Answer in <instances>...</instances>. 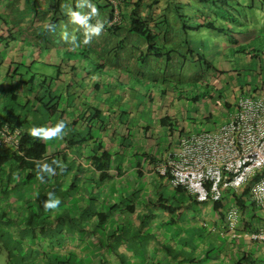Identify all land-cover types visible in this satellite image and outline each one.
Returning <instances> with one entry per match:
<instances>
[{
	"label": "trees",
	"instance_id": "trees-1",
	"mask_svg": "<svg viewBox=\"0 0 264 264\" xmlns=\"http://www.w3.org/2000/svg\"><path fill=\"white\" fill-rule=\"evenodd\" d=\"M102 1L112 8L111 3L106 0ZM133 1L135 0H123L120 9L122 15V10L125 5L130 6L135 3V8L129 14L128 18L130 20V31L145 38L148 45L147 53L139 57L138 65L142 64L143 66L151 56L161 55L165 61L162 68L164 70L163 81L165 83L171 82L168 78L178 76L176 70L170 73L167 71V68L171 64L175 67L176 59L179 56L183 60L189 61L190 59L193 63L198 60L201 68L203 66L207 67L208 70L206 72L214 71L219 75L225 72V70L217 69L211 61V58L206 56V53L198 55L197 60L195 59V51L192 44L185 36L188 37V32L201 31L203 29L210 31L211 35L208 36H215V38L219 35L226 36L232 39L234 43L233 46L227 47L222 46L221 43L214 39L216 45L214 44V51L212 53L216 52L215 55L218 54L215 58H219L218 56L220 55L223 58L222 63H233L235 66L238 65L235 61L236 57L241 58L240 60H257L261 66L251 72L259 77V79H264V65L262 64L264 57V30H257L249 25L246 26L247 24L242 21L241 17L235 15L224 1L181 0L179 3H176V0H166L162 8L163 13L160 14L159 18L154 14L155 9L160 5V0H148L146 3L143 0ZM143 6L149 11L147 21L142 19L138 13ZM213 9L224 12L228 17V21H226V18L224 23H220L218 17H213ZM152 24H155L154 27H151ZM175 24L180 25L179 29H175ZM19 27L21 28L20 24L14 18L0 13V47L4 46L6 51L16 49L15 52H21L23 55L31 54V49H33L37 51L35 52L36 56L39 58L43 57L39 53H42L43 48L46 47L41 48L42 43L38 38H30L27 40L25 37L27 34H25L24 30L25 41H21L23 45L21 43L18 45L16 34L20 33L21 29ZM121 28L122 25L120 24L114 25L108 31L113 34ZM170 29L178 37L183 34L185 36L182 38L179 37L176 40L175 35L169 33ZM44 31V34L47 33L43 37L46 42L45 46L52 47L53 40L49 39L51 32L48 30ZM44 31L41 33L43 34ZM173 40L181 42L183 46H186V53L182 54V52L176 50V46L172 42ZM70 50H66L63 54L68 55V58L72 60L74 54L72 52L74 51ZM79 52L82 57L84 55L83 59L85 63H89L90 69L92 67L97 69L93 73H99L102 78H115V83H111L114 88H124L125 90L126 87L132 86L129 80L121 77L117 78L115 75H111L110 72L117 71L119 74L126 73L127 79V75L130 73L129 71L122 72L110 68L109 64H104L106 62L98 60L92 52L90 53L89 48L85 46L79 48ZM229 53H232L233 57L229 58ZM13 57L14 60H12L8 72L6 73L5 71L6 74L4 75L7 82L9 80L11 84L16 82L14 85L10 84L11 86L22 87L25 94L22 98H19L21 96L13 89L9 92L7 90L8 87H3L2 82L0 83V126L7 124L12 128L18 127L22 130V134L19 145L0 147V179L1 183L4 180L7 181L5 185H0V188L3 190V194H9V189H11V192L16 193L17 186L12 185L11 182L13 178L14 180L18 178L26 189L27 186H31L30 188L33 187L34 190L32 188V191L34 192L29 193L27 196L17 194L15 197L16 201H13L14 211L16 213L10 214L6 212L0 215V250L7 252L5 264H88V261L93 262L97 259H99V264H136L137 262L140 264H144V262L147 264H160L161 251H163L168 262L176 264H196L197 259L190 256V253L177 249L180 246L169 245L166 242L167 235H163L161 232L163 230L161 226H179L185 216V211L193 204H203L195 194H192L184 188H174L177 194L185 195L188 198L187 203L182 202L175 205L173 201L164 198L159 192L151 193L152 191H146V188L145 190L143 188V193V190L137 186L136 182H145V186L147 184L148 186L151 183L153 184V182H148L145 178L146 171L144 168H137L138 171H135V176H130L129 181L134 186L131 190L132 192L125 191L121 188V185L116 187L114 184L116 188L114 190L116 191L114 192V196L110 198L111 195L105 193L107 187L104 189L103 195L107 200L102 204L103 210L91 211L90 207L93 203L99 205L97 199L92 195L85 200L78 192L81 183L85 185V182L90 180V178L94 179L92 175H87V177L83 178L84 172H82L83 168L80 165L76 169L72 167L75 164V160L81 164L79 156L85 157L87 152L85 153L83 150H85V147H88L87 145L90 142L96 146L95 148H87V151L89 149V153L86 155V159L88 160L86 164H89L88 169L99 175L97 184L94 185L96 181H92L93 188L101 185L100 187L103 189L107 181H113L111 175L113 156L110 152V144L114 141V134L112 133L111 136L105 135L103 138L101 136L106 133L109 127L115 128L117 125L129 130L127 123L123 119L126 112H121L120 114V111L115 110L113 107L115 101L107 105L106 110L103 111L88 102V95L81 93L85 91V88L80 87V84L74 90L71 84H63L60 78L54 79L50 74L39 73V70H36L38 73L34 72L33 66L38 61L25 64L22 62L26 59L25 57H22V59L18 56ZM92 58L98 61V65H94L96 62ZM56 60L59 62L56 66L60 70L64 58L57 57ZM43 65L46 67L51 66L47 61ZM69 66L73 73L77 71L75 65L71 66L70 64ZM93 68L92 70H94ZM20 69H23L24 73H20ZM245 69L244 65H242L241 69L237 67L233 72L239 74ZM88 72L86 69L82 70L84 74L83 84L91 87L93 76H90ZM58 75H60V71ZM87 78L90 81L84 82ZM198 78L200 77L198 76ZM49 80L50 83L48 84ZM191 85L195 88L198 87L199 90L205 89L210 94L209 99L214 98L211 92L215 94L216 87L210 86L209 82L206 83L205 87L200 88L197 83ZM146 86L150 87L149 84H146ZM98 88L99 84L96 85V89ZM176 88V84H173L168 90L167 88L160 89V95L172 96L175 94ZM76 92H80L79 95H75ZM261 92H264V82L263 88L257 87L252 92L249 89L241 88L240 92L236 93L234 97L237 95L252 96ZM71 94L76 97L73 99L74 101L70 100ZM65 96L66 103H63ZM21 99L22 104L19 103ZM223 105L226 109H230L231 107V103L227 100L223 101ZM134 113L138 115L134 111H129L127 114L132 115ZM162 116L163 114L158 116L155 119V123L158 122L163 127L162 130L168 128L171 132H175L174 128L178 120L171 116ZM104 119L108 120L104 121ZM61 120H68L65 121L67 122L65 129L67 135L63 139H53L45 142L39 138L31 137L29 134L30 129L34 127H54ZM96 132L98 133L97 138L94 137ZM183 134L184 130L179 133L180 138ZM124 139L125 137L120 138L118 141L122 143ZM54 143L58 145L54 151L55 153L51 154L49 145H53ZM116 143L114 142L113 146ZM164 155L147 156L145 165L152 167L149 168V172L155 176V180L159 179L160 181L166 182L163 177L154 173L155 165L162 161ZM53 160L62 161L66 166L65 169L62 170L55 164H52ZM44 163L55 168L56 175L49 177L48 174H44L47 182L41 183L36 178L37 166L38 164L42 165ZM138 165H141V163L135 162V166L138 167ZM68 175L70 177L68 180H65ZM123 175L120 170H117L119 180H122ZM119 183L121 184V182ZM84 188L85 186H83ZM112 188L111 182V186L108 189ZM119 191H121V196L118 194ZM49 192H53L55 198H58L61 203L56 210L45 212L43 204L48 199L47 194ZM230 196L242 208L243 214H245L244 217H252V219L258 217L260 220L263 219V215L258 214L255 206L249 201L248 188L241 193H234ZM230 196H226L223 201L214 203L212 206L213 212L218 215L219 226L224 230H226L224 228L226 223L225 211L227 209V201H229L228 197ZM108 201L110 202L108 203ZM104 205H107V207ZM77 206L81 208H75ZM58 209H60V212ZM143 209H147V212L143 211ZM161 211L164 213H160ZM134 214H139L140 216L138 224L135 223L133 218L125 219L126 215L133 216ZM116 216H122L121 220L123 221L119 222V220H114ZM157 216L159 223L155 220ZM200 223H202L201 231L206 230V223L202 221ZM113 225H116V227L112 228ZM197 225L191 226L190 228L192 229H189V231L197 230ZM181 229L185 230L186 228L183 226ZM4 235L9 237V242L4 239ZM64 235L67 237L66 241L71 243L75 248V250L66 251L68 253L67 255L61 250L66 242L63 239H59ZM149 242L155 244L156 252L155 250L154 253L152 251L153 256L147 257L148 251L146 250L144 252L146 257H144V253L141 254L138 246L146 249L145 247ZM22 244L26 247L24 253ZM203 245L207 248L209 247L206 240H204ZM209 249L210 253H207L206 260L209 261L211 259L215 264L213 260V249ZM92 250L94 251L93 253L86 254ZM15 254L20 259H14ZM248 256L251 258L255 257L252 253L246 254L238 264L259 263L254 260L248 261Z\"/></svg>",
	"mask_w": 264,
	"mask_h": 264
},
{
	"label": "rangeland",
	"instance_id": "rangeland-1",
	"mask_svg": "<svg viewBox=\"0 0 264 264\" xmlns=\"http://www.w3.org/2000/svg\"><path fill=\"white\" fill-rule=\"evenodd\" d=\"M180 1L181 0H176V3H179ZM222 1H224L227 6L230 7L235 15L241 17L242 21L247 24L246 26L249 25L250 27H253L257 30H264V0ZM212 14L213 17L219 18L220 23H224L226 18V21H228V17L222 11L213 9ZM209 32L210 31L203 29L201 31L188 32V37L184 34L182 36L179 35V37L182 38L185 36L186 39L190 40L195 51L196 60L198 55L206 53V56L208 58H211V61L217 67V69L225 70V72L221 73L220 75L214 71L206 72L208 70L207 67L203 66L201 68L198 60L193 63L190 61V59L189 61L183 60V58L179 56V58L177 57L176 59L175 67L171 64L170 67L167 68V71L170 73L175 72L174 70H176V73H178V76L168 78V80H170L171 82L165 83L163 81L164 70L162 69L163 66H161L162 63H160L159 61H155L151 62V64L150 62H147L141 68H138V66L135 64L134 67L129 70L130 73L127 75V79L126 73L119 74L117 71H110L111 75H115V77L117 78H124L125 80H129L132 83V86L126 87L125 90L124 88H114L111 83H115V78H102L100 77L99 73H93V71L97 69L93 67L92 68L94 70H92V68L90 69L89 63H85L83 59L84 55L83 57L80 55L79 48L76 47L74 49L71 47V44L67 42H65L66 45L62 43H53L52 47H49L48 45L45 46L46 42L43 37L47 35V33L44 34V31L43 34L41 33V35L38 36H42V38L40 39L42 43L41 48L46 47L43 48L42 53H39L43 56L41 58L36 56L35 52L37 51H34L33 49H31V54L23 55V53L21 52H15L16 49L6 51L4 46L0 47V83L2 82L3 87H8L7 90L9 92L11 91V89H13L19 96H21L19 98H22L24 96L25 92H23V88L11 86L16 84V82L12 84L10 80L7 82L4 74L8 72L9 65L11 64L12 60H14L13 56H18L21 59L22 57H25L26 59L22 61L25 64H30L34 61H38V63L33 66L34 72H37L36 70H39V73L50 74L54 79L60 78L63 84H71L74 90L75 88L77 89V85L80 84V87L85 88V91L81 93L83 95H88L87 99L91 105L104 111L106 110L105 108L107 107V105H110L112 101H115V104L113 105L115 110L120 111V114L121 112H126V114L123 116V119L125 120V123H127L129 130H126V128L124 129L122 126L117 125L115 128L109 127L106 133H103L104 135L101 136L103 138L105 137V135L111 136L112 133L114 134V141L110 144V152L113 156L111 172L113 181H107L106 184H104L103 189H101V185L99 187L93 188V186L97 184L99 175L98 173L88 169L89 164H86L88 162V160L86 159V155L89 153V149L87 151V148H95L96 146L91 144L92 142H90L87 145L88 147H85V150H83L85 153L87 152V154H85V157L79 156L81 164L75 160V164L72 166L73 169H76L78 165L83 168V178L87 177V175H92L94 177V179L90 178V180L85 182V185L81 183L79 185L80 189H78V192L85 200L93 195L97 199L99 205H97V203H93V205L90 207V210L100 211L103 210V202L107 200V198L103 195L104 189L106 187L107 189L105 193H109L111 195L110 198L114 196V192L116 191L114 190V184L116 185V187H119L121 185V188L126 191L124 184H126L127 181L123 182V180L118 179L117 170H120L122 174L130 172L132 169L129 168H132L131 166H133V162L145 164L147 156H160L161 154H166V152L176 150L180 143L179 133L182 130H184V136L191 133L213 131L220 128L229 118L230 114L235 111L234 105H231L230 109H226L223 105V101H233L235 98V94L239 93L241 88L249 89L251 92L257 87L263 88L264 79H259V77L255 76L254 73L251 72L252 70L258 69L261 64L257 60L249 61L247 58V60H240L241 58L238 57L235 58V61L238 64L237 66L233 65V63H222L223 58L220 55L218 56L219 58H215L218 54L215 55L216 52L212 53V51L214 50V44L216 45V43L214 40V36H208ZM169 33L175 35L176 40L179 39V37L176 35V33H174L172 29L169 30ZM16 39L18 40V45H20L19 43H21V41H25L23 30H20L19 34H16ZM77 39H79V36L77 37ZM216 40L219 43H222V46L225 43L227 47H231L234 44L232 39H229L226 36L222 35L217 36ZM34 42L36 41L34 40ZM172 42H174L176 50H179L180 52H182V54L186 53L187 47L183 46L181 42H176L175 40H173ZM21 45H23V43H21ZM82 46L89 48L90 53L92 52V49L88 47V45L83 44ZM32 47L35 49L34 46ZM19 50L21 51L20 47ZM66 50L74 51L72 52L74 53L72 60L68 58V55L66 56L65 54H63L64 52H66ZM125 50L127 51L128 55L132 53L133 48L127 47ZM261 51L263 50L261 49ZM57 57L64 58V61H62L61 63L62 68L60 70L56 66V64L59 63L56 60ZM230 57H233L232 53H229V58ZM92 59L96 62L94 65H98V61L94 58ZM232 60H234V58H232ZM45 61H47L51 66H44L43 64ZM262 61V64L264 65V57ZM70 64L71 66H76V72L73 73L72 69L69 66ZM164 64L165 61L163 62V65ZM239 65H244V68L246 69L244 71H241L239 74L234 73L233 71H235V68L237 69L238 67L239 69H241V66ZM83 69L89 71L88 73H90V76H93V83L91 87H88L89 85L86 86L83 84ZM58 70L60 71V75H58ZM19 72L24 73V70L20 69ZM198 76L200 78H198ZM89 81V78H87V80H84V82ZM207 82H209L210 86L216 87L215 94L211 92L214 97L213 99H209L210 94L206 92L205 89L199 90L198 87L195 88L191 85L197 83L200 88L205 87ZM49 83L50 80L48 81V84ZM97 84H99L98 89H96ZM146 84H149L150 87H147ZM173 84H176L177 86L174 95L171 96L169 94L171 97L163 96L162 94L160 95V89L167 88L168 90L173 86ZM79 93L80 92H76L75 95H79ZM75 95L71 94L70 100L75 99ZM65 98L66 96L64 97L63 103H66ZM19 103H23L22 99ZM129 111H134L138 115H136L135 113L129 115L127 114L129 113ZM161 114H163L162 117L171 116L178 120L177 125L174 128L175 132H171L168 128L162 130L163 127H161L158 122L155 123V119ZM107 120L108 119H104V121ZM94 135V137H98L97 132ZM123 137H125V139L122 140V143H120L118 140L120 138L122 139ZM114 142H117L118 144L116 143V145L113 146ZM49 146L51 150L53 148V145ZM130 176L133 175L131 174ZM130 176L128 177V179L130 178ZM93 180L96 181L94 182V185L92 182ZM6 182L7 181L4 180V182L1 183L0 179L1 186L2 184L5 185ZM111 182L113 188L108 189L111 186ZM119 182L122 183L120 184ZM11 183L12 185L17 186L16 193L11 192V189H9V194H3V190H1L0 188V215L6 212H9L10 214L16 213V211H14V202L16 201L15 197L17 196V194L24 196L26 194H31V192H34L32 191V188H30L31 186H27L26 189V187L22 185L18 178H15V180L13 178ZM136 183L141 190H143V188L145 190L146 188V191H152L151 193L159 192V194L163 195L164 198L173 201L175 205H177V203L180 204L182 202H188V198L185 195L177 194L174 191V188L170 186V184L164 181H160L159 179L154 180L151 187L148 186V184L145 186V182L142 181H138ZM108 184L109 186H107ZM83 186H85L84 189ZM84 190L86 193L84 192ZM118 194L121 196V191H119ZM109 202L110 201H108V203ZM107 205L104 206L107 207ZM227 205L229 206V201H227ZM78 207L80 206H77L75 208ZM58 210L60 212V209ZM212 210L213 208L211 202H206L198 205L193 204L190 208H188L187 211H185V216L179 226H161L163 228V230L161 231L162 234L167 235L166 242H168V244L172 246H180L177 249H181L186 253H190V256L197 259L196 264H214L211 259L209 261L206 260L207 253H210L209 248L213 249V260L215 264H218L220 260L219 258H217V256L219 255L218 252H220L219 247L222 246L223 243L221 242V239H219L218 236L215 235V233L210 232L209 228V217L211 214L209 212H212ZM143 211L147 212V209H143ZM160 213L164 212L161 211ZM158 216L155 219L157 223H159ZM192 217H195L198 222V225L196 227L197 230L195 231H189V229H192L190 228L192 226V222L190 221ZM121 218L122 216H116L114 220H119V222H122L123 220H121ZM201 221L206 223V230L201 231ZM183 226L186 228L185 230L181 229L183 228ZM115 227L116 225L112 226V228ZM178 231L179 233H177ZM66 238L67 237L64 235L59 239H63V241L66 242L61 250H63L67 255L68 253L66 251L75 250V248L73 245H71V243L66 241ZM201 238L203 239L201 240ZM4 239L9 242V237H6L4 235ZM204 240H206L209 246L208 248L203 245ZM258 247L264 251L263 244L258 245ZM17 248L19 247L17 246ZM23 249L24 253L26 247L23 246ZM138 250L141 251V254L146 251L144 247L140 246H138ZM151 250L153 251V253L154 250L156 252L155 244H152ZM147 251L149 253V249H147ZM143 255L144 257H146L145 253ZM147 257H149L148 254ZM13 258L20 259L17 258L16 254ZM6 260L7 252L5 250H0V264H5Z\"/></svg>",
	"mask_w": 264,
	"mask_h": 264
},
{
	"label": "built area",
	"instance_id": "built-area-1",
	"mask_svg": "<svg viewBox=\"0 0 264 264\" xmlns=\"http://www.w3.org/2000/svg\"><path fill=\"white\" fill-rule=\"evenodd\" d=\"M112 4L109 26L121 22L123 0ZM226 122L213 131L184 135L176 150L166 153L155 165L173 188H184L202 203L221 202L226 196L249 189V201L257 213L264 214V92L252 96L237 95ZM22 130L0 126V147L17 146ZM225 211V229L237 241L264 245V216L244 217L242 208L230 196ZM259 215V216H260Z\"/></svg>",
	"mask_w": 264,
	"mask_h": 264
},
{
	"label": "crops",
	"instance_id": "crops-1",
	"mask_svg": "<svg viewBox=\"0 0 264 264\" xmlns=\"http://www.w3.org/2000/svg\"><path fill=\"white\" fill-rule=\"evenodd\" d=\"M137 2V0H135ZM133 1V2H135ZM148 0H143L146 3ZM166 0H160V5L157 9H155V16L159 18L160 14L163 13L162 8L164 7ZM86 3L87 0H0V13L6 16L12 17L16 20L18 24L21 26V30H24L26 39L30 38H38L41 35L40 33L44 30H48L51 32L49 36L50 40H53V43H62L65 42L70 43L72 48H76L72 44V38L75 37L76 44L80 46L77 48H81L84 40V30L79 25H74L70 22V17L68 15L69 10L71 11H79L81 14H87L91 10L85 5L82 8H78V3ZM90 3L94 4L98 10L99 15L94 17L90 23L95 24L97 20L104 24V28L102 34L99 37H93L91 43L88 45L92 49L93 55L97 57L98 60H102L109 64L110 68L114 70L126 72L134 67L136 64L138 68L142 67L139 64V57L143 54H146L148 50V45L146 43L145 38L132 33L130 31V20L129 14L135 8V3L130 6L125 5L122 10V28L116 33H110L108 30L111 18L113 16V12L110 6H108L104 1L99 0H89ZM139 15L147 21L149 11L145 9L143 6L138 12ZM125 16V18H124ZM48 25H54V31L49 30ZM155 24H152L151 27H154ZM161 26V25H160ZM180 25L175 24V29H179ZM67 34V39H64V34ZM211 35V33H208ZM79 36V39L77 37ZM215 37V36H214ZM216 39V38H215ZM222 44V43H221ZM226 46V43L224 44ZM127 47H132L133 51L131 54L127 55V51L125 50ZM214 51V50H213ZM159 61L161 66L163 65L164 59L161 55L155 57H149V60L145 62H155ZM144 63V62H143ZM144 64V65H145ZM129 70H128V69ZM139 73V72H138ZM57 143L53 144V148L51 149V154H54L55 149L57 148ZM130 172L124 173L122 176V180L127 181L124 184V187L127 191L132 192L133 184L129 181L128 177L132 174L135 176V171H138L137 168L143 169L146 171L145 178L147 181L153 182L155 180V176H152L151 172H149L148 165L141 164L135 166V162H133V166ZM151 167V166H150ZM152 168V167H151ZM136 169V170H134ZM73 173H75L73 171ZM70 176L65 178L68 180ZM122 183V182H121ZM151 185H153L151 183ZM150 185V187H151ZM33 188V187H32ZM34 190V188H33ZM155 193V192H154ZM28 194L24 195L27 196ZM209 228L211 233H215L221 242L222 246L219 247V258L218 264H238L239 261L243 258L244 255L252 253L255 257L251 258L247 257L248 261L254 260L255 262H259L258 264H264V251L258 247V245H262L259 243H253L248 241H237L233 239L229 232L220 228L218 215L212 212H209ZM133 218L135 223H139L140 216L139 214H134L133 216H125V219ZM192 222V227L197 225V220L195 217L190 219ZM195 224V225H194ZM152 242H149L145 247L146 250L149 249V257H152ZM264 246V245H263ZM94 251H88L86 254H91ZM160 264H176L173 262H168L167 258L164 256L163 251L160 252ZM164 256V258H162ZM147 259V258H145ZM88 261V260H87ZM157 262V261H156ZM99 259L89 262L88 264H99ZM140 264V263H136ZM144 264H147L144 262Z\"/></svg>",
	"mask_w": 264,
	"mask_h": 264
},
{
	"label": "clouds",
	"instance_id": "clouds-1",
	"mask_svg": "<svg viewBox=\"0 0 264 264\" xmlns=\"http://www.w3.org/2000/svg\"><path fill=\"white\" fill-rule=\"evenodd\" d=\"M87 6L91 11L87 14H81L79 11H71L69 10L68 15L70 17V22L74 25H79L84 30V45H89L92 41L93 37H99L102 34L104 24L101 23L99 20L96 21L95 24L90 23V21L99 15L98 8L89 2L87 0L86 3H78L77 7L82 8L84 6ZM112 9V8H111ZM113 10V9H112ZM122 16V15H121ZM123 20V19H122ZM121 20V22H122ZM112 21V20H111ZM110 21V22H111ZM118 23L116 25L121 24ZM49 30H53L55 26L54 25H48ZM111 28V26H109ZM64 39H67V34H64ZM72 44L74 47H79V44H76L75 37L72 38ZM230 103L233 101H229ZM67 125L64 120L59 121L54 127H34L30 129L29 134L33 138H39L42 141H50L53 139H63L67 133L65 132ZM52 164H55L60 169H65V165L62 161L59 160H53ZM44 174H48L49 177H53L56 175V169L53 168L51 165L44 163V164H38L37 166V173L36 178L41 183H46ZM48 199L44 202L43 207L45 212H48L50 210H56L61 201L58 198H55L53 192H49Z\"/></svg>",
	"mask_w": 264,
	"mask_h": 264
}]
</instances>
